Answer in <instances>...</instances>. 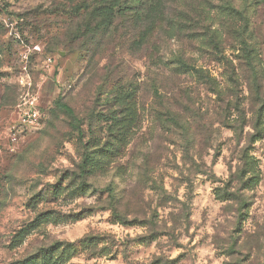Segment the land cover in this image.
<instances>
[{
	"label": "rangeland",
	"instance_id": "obj_1",
	"mask_svg": "<svg viewBox=\"0 0 264 264\" xmlns=\"http://www.w3.org/2000/svg\"><path fill=\"white\" fill-rule=\"evenodd\" d=\"M91 2L0 0V264H40L56 244L74 246L55 264H264V138H252L264 111V0H160L103 30L83 8ZM245 42L260 51L257 73ZM29 80L46 119L13 133ZM89 143L108 155L92 174L82 171ZM246 150L259 181L241 209L217 191ZM114 202L143 224L118 222Z\"/></svg>",
	"mask_w": 264,
	"mask_h": 264
},
{
	"label": "trees",
	"instance_id": "obj_2",
	"mask_svg": "<svg viewBox=\"0 0 264 264\" xmlns=\"http://www.w3.org/2000/svg\"><path fill=\"white\" fill-rule=\"evenodd\" d=\"M160 0H93L90 4L85 5L83 8L86 9V13L90 15V18L93 16V21L96 22L97 28L99 30H103L105 28H109L112 25V20L114 19L115 15H128V13H133V15H150L153 10L152 7L155 6V2ZM155 3V4H154ZM157 9V8H156ZM152 10V11H151ZM223 14L226 15H242V13L231 6H223L221 8ZM208 35L214 37V33L212 34L209 31H206ZM241 52L244 56V60L248 63L250 68L253 69L257 73V64L259 63L260 58V51L257 49L256 46L250 45L248 42H245L242 46ZM180 70L184 74H190L192 76H196L198 78H204L207 83H212L215 85L207 75L201 69H196L186 63L181 62ZM219 96H222L224 93L219 89L218 90ZM56 106L58 109L62 110L71 120L72 126L78 130L80 136L83 135V130L81 128V124L79 119L76 117L74 110L68 106L67 104L63 103L61 99L56 101ZM15 107V106H14ZM264 110V109H263ZM263 117L264 111H260L257 115L256 124V134L252 136L253 142L264 138V124H263ZM231 128L234 130L236 134H238V121H235ZM242 135V133H241ZM106 146L101 148V150L96 149L95 145L91 143L88 144L85 152V159L83 164V172L86 174H92L93 170H95L101 164V157H107L108 155H103V151L105 150ZM100 153V157H96ZM243 163L242 166L239 167L236 173L231 174V178L228 183L225 185L224 188L218 189V197L224 198L228 202L236 203L240 206L241 209H246L248 207V200L246 195L250 192L253 187L259 181V175L255 172V161L252 157H250L248 150L243 152ZM240 183L241 185H237ZM238 186V187H237ZM86 187L85 184L81 186V189ZM108 191H111L109 189ZM110 196H113L110 193ZM113 215L118 222L125 226H133L136 224H143L138 220H128L123 218L119 215L117 210V205L114 202L112 205ZM241 215V219H242ZM97 240L92 239L89 241L83 240L84 245L88 244H95ZM62 244H56L52 248L46 249L43 251L41 255H39L40 264H55V259H58L57 254L61 251L62 254L65 252H69L70 249L74 246L73 244H69L64 246ZM170 264H174L175 261H169ZM12 264H36L34 259H28L21 262H16ZM153 264H164V261L161 259H157Z\"/></svg>",
	"mask_w": 264,
	"mask_h": 264
},
{
	"label": "built area",
	"instance_id": "obj_3",
	"mask_svg": "<svg viewBox=\"0 0 264 264\" xmlns=\"http://www.w3.org/2000/svg\"><path fill=\"white\" fill-rule=\"evenodd\" d=\"M54 61H47V69L54 66ZM24 89L20 101L13 108V124L12 132L19 130H37L46 119V111L43 107V96L41 86H34L29 80L26 84L21 83ZM16 134L12 138V142H16Z\"/></svg>",
	"mask_w": 264,
	"mask_h": 264
}]
</instances>
